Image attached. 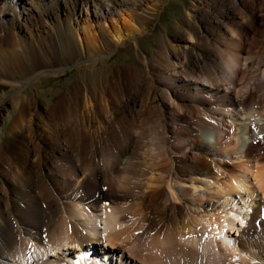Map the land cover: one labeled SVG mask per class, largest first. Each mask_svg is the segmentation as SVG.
I'll list each match as a JSON object with an SVG mask.
<instances>
[{
  "label": "bare ground",
  "instance_id": "obj_1",
  "mask_svg": "<svg viewBox=\"0 0 264 264\" xmlns=\"http://www.w3.org/2000/svg\"><path fill=\"white\" fill-rule=\"evenodd\" d=\"M103 1L19 0L50 26L5 33L0 77L102 63L137 41L159 0H108L118 13ZM90 5L100 14L81 19ZM180 28L148 88L127 65L144 84L124 87L114 68L109 86H65L46 116L22 92L33 80L12 85L23 98L0 155V264H264V0H193ZM145 105L161 114L140 131L130 115Z\"/></svg>",
  "mask_w": 264,
  "mask_h": 264
},
{
  "label": "rangeland",
  "instance_id": "obj_2",
  "mask_svg": "<svg viewBox=\"0 0 264 264\" xmlns=\"http://www.w3.org/2000/svg\"><path fill=\"white\" fill-rule=\"evenodd\" d=\"M10 1L11 0H0V48L2 47L3 42L5 40L6 41L8 40V38L5 39L4 37L5 33L7 32H10L12 36L16 39L18 38L19 34L32 33L34 31H37V33H39L42 32L41 29L46 31L47 28L50 26L49 22H47L46 24L48 26L47 28L46 27H42L41 29L38 28L40 24L36 21L35 23L34 22L35 19L32 18L35 17V11L34 10L30 11V9H32L31 3L22 4L21 2H19V0L18 1L12 0L18 2L13 5V10H12L8 6ZM192 2L193 0H159L155 10H151L150 11L151 14H149L148 18L146 19L147 26L145 30L136 36L137 41L131 39L128 41L126 45H121L120 47H116L115 49L112 50L110 55L107 56V58L104 61H102V63L97 62L91 65L89 62H84L81 64H74L67 66L64 65V69L57 74L41 73V74H37L32 78H30L28 75H22L12 72L11 73L12 75L11 74L10 75L14 76V78L12 80L11 76H9L8 80H6L7 82L2 77H0L1 80L0 102L1 99H3L4 102L7 100L5 104L6 106L5 109L3 111H0V155H3V151L9 149L10 147L7 146H10L9 144H11L13 140H15V134L10 132L9 127L11 126L12 123H14V119L17 117V113L22 106L20 104L23 98L22 96L23 93L21 94L17 93L16 94L17 99H16L15 93H13L14 90L11 91V87L12 85H14V83L22 84V81H26L28 78L30 80H33L32 84L29 85L28 83L25 87H22V92H26L30 95L36 96L37 99H39V102L41 103V104L39 103L38 111L41 112V114H45L46 116L49 110V106L53 102L54 98L60 93V91L65 86L71 85L72 83L77 81L83 82L85 84L84 86H87L91 83L93 88L98 85L106 87L109 86L110 81L111 82L113 80L115 81L116 77H121V82L119 81L118 83L121 85L123 84L124 87L129 86V89H133L135 87H141L144 84V82L143 83L138 82L137 84L133 85L131 82L133 75H131L130 77L129 74L127 75L126 73L124 74L122 73L123 71L121 70V68L126 67V65L129 68H134V71L136 73L141 74V77L139 76V80L145 81L144 86L148 88V86L155 85L156 78L157 80L158 79L162 80L161 76H158L159 74L158 71L162 73L165 66V61L163 60L162 55L160 56L157 55L158 48L164 39L166 41L170 40L169 43L172 42L173 45L176 44L175 35L181 32L180 21L183 19L184 15L186 14L187 8L191 5ZM102 5L105 8L112 7V9L116 13H118L120 10L119 9L120 7L112 6V3L108 0H104L102 2ZM22 7H25L24 12L22 11ZM29 12H30V16H28ZM93 12L96 14V16L100 14L98 13L97 5L96 6L90 5L87 6V8L84 7L81 9L80 18L82 19L87 17L93 20L92 18L95 15ZM101 15L104 16L103 13ZM99 22L102 24L103 19L100 18ZM12 36H10V40L8 41V43L10 41H13ZM151 57L158 60V67L154 65L155 68L154 70L151 68L152 66L151 62L147 61ZM114 68L117 69L120 68L118 71L120 73H118V75H115L116 77L112 75V71ZM124 81L126 82L128 81L129 83L124 84ZM11 82L13 83L11 84ZM95 82H97V84ZM118 83H116L115 86L118 85ZM121 92H123V94L125 95H127L126 93H128V91H121ZM120 96L124 98V95H121V93ZM9 97H14L16 100H19L18 101L19 105H15L16 100L11 102L13 99L9 100ZM136 98L137 100H139L138 103L141 104L142 102H144V99H147V96H144L143 93L140 91V94H136ZM147 102H149L148 99ZM149 107H150L149 105H145L144 107H139V109H136V112L134 114L130 115V119L133 121V125L135 123L134 127L137 128L140 127L138 128V130L140 131L141 129H145L144 124L143 126H140V123L143 122L141 121V117L144 114L149 121H151L152 118L157 119L159 117L158 116L160 113L159 106L158 108L152 106L150 107L151 110L149 109ZM109 108L110 107H107L108 110H106L108 111V114L112 112V110ZM41 121H40V125L41 128L43 129V124ZM14 130L15 128L13 127V131ZM34 132L36 133V129H34ZM148 134H150V136H155L153 131H148L147 135ZM240 134L242 140L247 141L249 139L245 132L242 131V133L240 132ZM43 140H44L43 135L41 139L35 136V141H36L35 144L37 146Z\"/></svg>",
  "mask_w": 264,
  "mask_h": 264
}]
</instances>
